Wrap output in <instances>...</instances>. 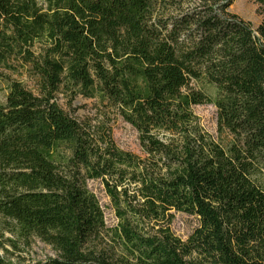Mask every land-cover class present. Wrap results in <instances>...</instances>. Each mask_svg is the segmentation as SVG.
<instances>
[{
	"label": "trees",
	"instance_id": "obj_1",
	"mask_svg": "<svg viewBox=\"0 0 264 264\" xmlns=\"http://www.w3.org/2000/svg\"><path fill=\"white\" fill-rule=\"evenodd\" d=\"M234 1L0 0V250L39 240L57 257L37 264H264V0L257 28ZM79 97L93 117L60 105ZM204 105L227 147L202 130ZM116 119L140 154L117 146ZM178 213L198 221L186 240Z\"/></svg>",
	"mask_w": 264,
	"mask_h": 264
},
{
	"label": "rangeland",
	"instance_id": "obj_2",
	"mask_svg": "<svg viewBox=\"0 0 264 264\" xmlns=\"http://www.w3.org/2000/svg\"><path fill=\"white\" fill-rule=\"evenodd\" d=\"M229 13L238 16L240 19L250 22L254 28H257L261 21L260 6L253 0H235L229 8ZM13 79L24 81L30 87L31 84L23 76H13ZM7 84L0 78V104H3L7 94ZM197 88L206 90L209 94L212 91L206 87L198 85ZM62 108L73 117L79 120L93 117L97 110V105L92 100H86L82 97L69 107L64 100L60 101ZM194 115L198 118L202 130L211 137V139L223 147H227L232 138L227 133L218 130L217 125V109L213 105L196 106L193 108ZM113 138L119 148L132 153L140 154V146L137 132L122 119H116L113 124ZM89 190L93 192L99 199L105 214V220L108 227L117 225V221L110 201L107 198L102 185L99 182L90 181L88 183ZM198 221L195 217L185 214H175L171 226L173 233L181 240H186L193 230L197 227ZM7 251L0 250V261L13 264H37L48 259L56 258V252L50 247L35 240L31 247L12 252L9 246Z\"/></svg>",
	"mask_w": 264,
	"mask_h": 264
}]
</instances>
